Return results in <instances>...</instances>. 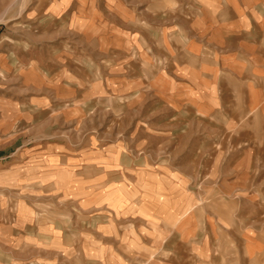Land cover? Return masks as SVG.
I'll return each mask as SVG.
<instances>
[{
  "label": "crops",
  "instance_id": "1",
  "mask_svg": "<svg viewBox=\"0 0 264 264\" xmlns=\"http://www.w3.org/2000/svg\"><path fill=\"white\" fill-rule=\"evenodd\" d=\"M72 2L37 14L28 100L103 152L19 156L0 264H264V0Z\"/></svg>",
  "mask_w": 264,
  "mask_h": 264
},
{
  "label": "rangeland",
  "instance_id": "2",
  "mask_svg": "<svg viewBox=\"0 0 264 264\" xmlns=\"http://www.w3.org/2000/svg\"><path fill=\"white\" fill-rule=\"evenodd\" d=\"M56 1L59 0H0V130L10 131L4 138L9 137L11 140L16 138L15 142H10L8 145L0 144V185H3V188L6 186L17 190L23 186V183L27 184L23 181L14 183L10 180L27 175L18 165L10 167L19 159V156L40 159L54 157L56 160L60 158V155H78L89 150L95 153L103 152L101 124L91 125V128H95L98 134L96 138L92 135L89 139L87 136L90 131L71 130L73 126L69 125L71 121L67 114L52 117L46 114L49 108H34L35 102L28 100L33 88L32 80L36 79L30 67L31 57L41 61L53 56L51 53L48 57L47 50L39 53L31 46L32 42L39 38L34 29L39 28V24L43 22V17H37V14L42 15L47 9V4ZM67 1L68 4L73 1L72 8L79 6L78 0ZM82 5L88 8L86 14L91 17L94 13V0H82ZM43 38L45 40V37ZM97 120L101 121V115ZM82 135H86L85 141L81 139ZM49 137H53L52 140L56 142L50 145L47 144L50 140L40 141L47 140ZM34 140L39 141L34 142ZM36 142L41 144L39 148L35 147ZM69 143L81 144L72 146ZM20 144L27 145L26 150L21 153L18 152ZM72 159L75 158L72 157ZM10 171L15 173L7 175L6 173ZM104 180L105 178L101 177L94 178L95 186L105 183ZM69 182V179L61 178L58 179L57 186L65 191ZM94 195L96 203L106 200L105 192ZM48 206L45 203L37 204V207L42 210H48ZM8 216L5 218L6 221L13 217ZM101 259L103 258H99ZM72 262V264H78L75 260Z\"/></svg>",
  "mask_w": 264,
  "mask_h": 264
}]
</instances>
